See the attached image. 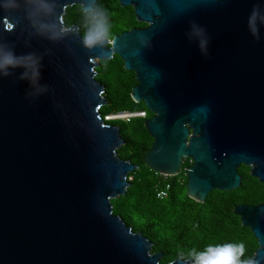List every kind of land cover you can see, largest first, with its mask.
Returning <instances> with one entry per match:
<instances>
[{"label": "water", "instance_id": "obj_1", "mask_svg": "<svg viewBox=\"0 0 264 264\" xmlns=\"http://www.w3.org/2000/svg\"><path fill=\"white\" fill-rule=\"evenodd\" d=\"M119 2L147 26L95 49L82 45L79 25L65 23L69 7L89 0H59L69 31L55 44L29 40L22 22L0 15V39L41 55L48 87L33 99L19 73L0 79V264H161L163 253L113 210L139 168L118 156L120 127L101 113L108 101L96 68L115 55L136 73L132 98L154 113L145 121L149 168L174 176L193 159L186 187L198 202L238 188L242 164L264 184V28L256 40L247 26L264 0ZM192 22L207 30V57L186 36ZM235 213L258 240L251 259L264 264V202Z\"/></svg>", "mask_w": 264, "mask_h": 264}, {"label": "trees", "instance_id": "obj_2", "mask_svg": "<svg viewBox=\"0 0 264 264\" xmlns=\"http://www.w3.org/2000/svg\"><path fill=\"white\" fill-rule=\"evenodd\" d=\"M97 3L109 14L111 38L132 28L147 26L137 20L133 7H123L119 0H98ZM81 9L80 5L69 7L65 23L67 27L79 25L83 34ZM96 72L97 80L105 85L108 101L101 108L102 115L115 111H147L146 118H135L119 125L125 144L117 154L139 168L128 176L132 180L127 194L112 199L114 214L121 216L133 232H141L153 243L152 253H163L161 264L182 259L193 249L202 251L209 245L226 243H242L244 258H251L258 248V240L251 229L242 224L235 207L263 203L264 184L250 175L249 168L242 166L239 173L243 180L238 188L214 190L205 202L190 198L184 173L164 176L145 164V155L154 141L145 121L154 113L144 102L132 98L133 88L138 84L136 73L127 70L118 55L101 61ZM161 190L168 191L166 197L159 196Z\"/></svg>", "mask_w": 264, "mask_h": 264}, {"label": "clouds", "instance_id": "obj_3", "mask_svg": "<svg viewBox=\"0 0 264 264\" xmlns=\"http://www.w3.org/2000/svg\"><path fill=\"white\" fill-rule=\"evenodd\" d=\"M59 0H0V15L10 20L22 22L29 40L44 39L53 44L62 41L69 29L60 23ZM85 31L81 43L87 49L104 47L111 41V22L109 14L95 0H89L81 9ZM247 26L256 40L261 38L264 28V3H256L248 16ZM188 40L195 43L201 54L208 56L210 37L207 30L192 22L186 33ZM43 57L36 52L18 54L13 42L0 39V79L16 77L28 84V95L35 99L48 91L43 81ZM185 264H254L251 258H244V245H209L204 250H191Z\"/></svg>", "mask_w": 264, "mask_h": 264}, {"label": "built area", "instance_id": "obj_4", "mask_svg": "<svg viewBox=\"0 0 264 264\" xmlns=\"http://www.w3.org/2000/svg\"><path fill=\"white\" fill-rule=\"evenodd\" d=\"M102 117L106 123L117 122V121L130 122L132 119L135 118H146L147 111H137V112L115 111L107 115H102ZM128 179L132 180V177H129ZM167 188H169V186H167ZM167 194H168L167 190H161L159 196L166 197Z\"/></svg>", "mask_w": 264, "mask_h": 264}, {"label": "flooded vegetation", "instance_id": "obj_5", "mask_svg": "<svg viewBox=\"0 0 264 264\" xmlns=\"http://www.w3.org/2000/svg\"><path fill=\"white\" fill-rule=\"evenodd\" d=\"M193 163H194L193 159H191V158H184L183 161H182V164H181V166H180V170H179V172H178L177 175L184 173V174L187 176V182H188L187 169L190 168V167L193 165ZM242 166H245V167L249 168V173H250V175H251V167H249V166H247V165H245V164H242V165L238 168V171H239V169H240ZM239 174H240V173H239ZM240 175H241V174H240ZM252 177H253V176H252ZM242 180H243V177H242ZM258 180H259V179H258Z\"/></svg>", "mask_w": 264, "mask_h": 264}, {"label": "rangeland", "instance_id": "obj_6", "mask_svg": "<svg viewBox=\"0 0 264 264\" xmlns=\"http://www.w3.org/2000/svg\"><path fill=\"white\" fill-rule=\"evenodd\" d=\"M65 16H66V15H65ZM112 38H113V37H112ZM112 38H111V39H112ZM121 123H122V121H117V122H111L110 124L119 126Z\"/></svg>", "mask_w": 264, "mask_h": 264}]
</instances>
